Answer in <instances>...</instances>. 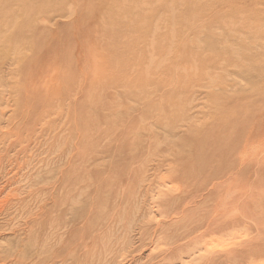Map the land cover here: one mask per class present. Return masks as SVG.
<instances>
[{"label":"rangeland","instance_id":"1","mask_svg":"<svg viewBox=\"0 0 264 264\" xmlns=\"http://www.w3.org/2000/svg\"><path fill=\"white\" fill-rule=\"evenodd\" d=\"M0 33V264H110L112 231L113 264H264V0H0Z\"/></svg>","mask_w":264,"mask_h":264},{"label":"bare ground","instance_id":"2","mask_svg":"<svg viewBox=\"0 0 264 264\" xmlns=\"http://www.w3.org/2000/svg\"><path fill=\"white\" fill-rule=\"evenodd\" d=\"M44 19V18H43ZM42 19V20H43ZM62 19V18H61ZM173 24V23H172ZM173 33V32H172ZM171 33V34H172ZM20 34V33H19ZM0 35H1V33H0ZM16 35H17V33H16ZM15 35V36H16ZM15 36L13 37V38H15ZM19 36V35H18ZM18 36H16V37H18ZM2 37V36H1ZM9 37V36H8ZM8 39V38H7ZM6 43V38L5 37H3V40H1L0 41V47H4V44ZM23 52V51H22ZM22 52L21 53H17L18 54V56L16 57L18 60H16V62L17 63H21L22 65L23 64H25V61H26V56L24 55V54H22ZM14 55H15V52L13 53ZM38 53H35V56L37 55ZM14 55H12V57H13V59H14ZM16 56V55H15ZM34 56V57H35ZM9 57V56H8ZM34 57H33V59H34ZM22 61V62H21ZM15 62V63H16ZM31 63L33 62V60H31L30 61ZM150 62V61H149ZM14 63V64H15ZM10 65V64H9ZM17 65V64H16ZM22 65H21V67H22ZM10 66H12V65H10ZM16 81V80H15ZM234 127V126H233ZM227 129H228V127H224V128H222V130H221V132L219 131V133H218V135H222L223 136V138L224 139H229L230 138V136H227L226 135V131H227ZM144 132H146V131H144ZM221 136V137H222ZM229 137V138H228ZM207 139H202V141H201V143H199V146L195 149V151H194V154H195V156L194 157H189L188 158V162L189 163H193V162H195V165H196V169H194L193 168V172H194V174H196L197 176H202L203 174H205V172H206V167L208 166V163L207 162H209L210 160L212 161V160H216L217 158H220V159H224V162L225 163H229V157H230V155H231V151H230V148H225V147H222V145H220L219 147H212V149L213 150H210L209 152H210V156L211 157H208V155H207V153H206V151H207V149H206V145H204V142L206 141ZM106 141H108V140H106ZM229 141V140H228ZM1 144V143H0ZM103 144V143H102ZM221 144H223V143H221ZM70 145V144H69ZM57 146V145H56ZM101 146V145H100ZM186 147H188V145H186ZM58 148V147H57ZM211 148V147H210ZM70 149V148H69ZM193 149H191V151H192ZM55 152V151H54ZM68 152V151H67ZM187 152V151H186ZM44 153H46V152H44ZM188 153V152H187ZM43 155H45V154H43ZM50 155H52V153H50ZM46 159H48V157L46 158ZM26 161V160H25ZM41 161V160H40ZM184 161V159H181L180 161H178L177 162V167L179 166V168L180 169H183V168H186V166H187V164L188 163H185V162H183ZM217 162H219L218 160H216ZM223 162V163H224ZM10 164V163H9ZM39 164H41V163H39ZM46 165V164H45ZM60 165V164H59ZM168 165V164H167ZM194 165V166H195ZM171 166V165H170ZM5 168V167H4ZM147 168V167H146ZM35 169V168H34ZM8 170V169H7ZM32 170V169H31ZM40 170V169H39ZM12 171V170H11ZM26 171V170H25ZM215 170H213V172H214ZM6 172V171H5ZM216 172V171H215ZM145 173H146V171H145ZM21 174V173H20ZM48 175H50V173H48ZM22 176V175H21ZM20 176V177H21ZM31 176H33V175H31ZM18 177V176H17ZM19 177V178H20ZM22 178V177H21ZM43 180H44V178H42ZM164 179V178H163ZM163 179H161L162 180V182H163ZM83 180H85V179H83ZM27 180H25L24 182H26ZM143 181H144V179H143ZM10 182V181H9ZM22 182V181H21ZM30 182H31V180H30ZM129 182V181H128ZM19 183V182H18ZM80 184L82 183V182H79ZM140 183V182H139ZM161 183V182H160ZM165 183V182H164ZM20 184V183H19ZM23 184V183H22ZM43 184V183H42ZM138 184V183H137ZM141 184H142V182H141ZM162 184V183H161ZM8 185H10V184H8ZM14 185V184H13ZM77 185V182H76V184H75V186ZM139 185V184H138ZM29 186L30 185H28V189H29ZM163 186V185H162ZM23 187H25V186H23ZM27 187V186H26ZM32 187V186H31ZM34 187V186H33ZM36 187V186H35ZM71 187V186H70ZM73 187V186H72ZM87 187V186H86ZM68 188V187H67ZM138 188V187H137ZM21 189H23V188H21ZM166 189V188H165ZM168 189V188H167ZM81 191V193H83V189H80ZM84 190H85V188H84ZM170 190H171V188H170ZM177 190V189H176ZM15 191V190H14ZM19 191V190H18ZM22 191V190H21ZM172 191H174V190H172ZM9 192V191H8ZM85 192V191H84ZM16 193V192H15ZM18 193V192H17ZM118 193V192H117ZM158 193H160V192H158ZM43 194H44V192H43ZM161 194V193H160ZM21 195V194H20ZM42 197H44L43 195H42ZM42 197H40V199L42 198ZM159 197V196H158ZM165 197V196H164ZM163 197V198H164ZM48 199V198H47ZM36 200V199H35ZM45 200V199H44ZM51 200V199H50ZM156 200V199H155ZM15 201V200H14ZM32 201V200H31ZM72 201V200H71ZM77 201V200H76ZM29 202V201H28ZM133 202V201H132ZM56 203V202H55ZM75 203V202H74ZM1 204V203H0ZM30 204V203H29ZM37 206V205H36ZM16 207V206H15ZM22 208V207H21ZM30 208V207H29ZM164 208V207H163ZM166 208V207H165ZM18 209V208H17ZM26 209V208H25ZM156 209V208H155ZM154 209V210H155ZM183 209V208H182ZM198 209V208H197ZM16 210V209H15ZM34 210H37V208L36 209H33V211ZM184 210H186L187 211V209H184ZM30 211H31V208H30ZM14 213V212H13ZM12 213V214H13ZM31 213V212H30ZM137 213V212H136ZM33 214V213H32ZM29 215V214H28ZM27 215V216H28ZM197 215V214H196ZM36 216V215H35ZM172 216V215H171ZM20 217V216H19ZM24 217V216H23ZM22 217V219H24ZM34 217V216H33ZM112 218V217H111ZM8 219V218H7ZM106 219V218H105ZM117 219H118V217H117ZM180 220H182L183 221V223H181V224H176L177 226H179V228H178V231L179 230H181V231H185V232H188V233H192L193 231H195V229H198V228H200V227H203V225H205V226H207V228L208 227H211V225H212V222L210 221V218L209 219H206V220H204V222H203V220L202 219H198V218H195V217H193V216H191L190 215V213H188V212H183V214H181V216H180V218H179ZM38 220V219H37ZM119 220L121 221V218H119ZM119 220H117V221H119ZM116 221V224L118 225L119 223ZM119 221V222H120ZM13 222H14V220H13ZM12 222V223H13ZM104 222V221H103ZM123 221H121V223H122ZM130 222H132V220L130 221ZM136 222V221H135ZM141 224H142V222L141 221H139ZM172 222H174V220L172 221ZM120 223V224H121ZM139 223V224H140ZM9 224V223H8ZM115 224V225H116ZM127 224H130V227H131V224L132 223H129V221H127ZM34 225V224H33ZM101 225V224H100ZM111 225V224H110ZM116 225V226H117ZM96 226V225H95ZM119 226V225H118ZM117 226V228H119ZM121 226V225H120ZM128 226V225H127ZM135 226H137V225H135ZM247 226V225H246ZM129 227V228H130ZM162 227V226H161ZM160 227V228H161ZM217 227H219V226H217ZM227 227V226H226ZM231 227H233V226H231ZM51 228V227H50ZM109 228V227H108ZM112 228V227H111ZM116 228V229H117ZM122 228V227H121ZM134 228V225L132 226V229ZM139 228V227H138ZM223 227L221 226V229H222ZM235 228V227H234ZM64 229V228H63ZM110 229V228H109ZM109 229H106V231L108 230V232H110V231H112L113 230V228H112V230H110L109 231ZM127 229V228H126ZM131 229V228H130ZM129 229V230H130ZM210 229V228H209ZM46 230V229H45ZM97 230V229H96ZM98 230H99V227H98ZM115 230V229H114ZM120 230V229H119ZM145 230V229H144ZM142 228H141V231H140V236H141V239H144V235H145V231H144ZM232 230V229H231ZM236 230V229H235ZM48 231V230H47ZM105 231V233L107 234V232ZM237 231H238V229H237ZM112 232H115V231H112ZM112 232H110L111 234H107V235H109V236H111L112 237V235H113V237H114V235L116 234H112ZM120 232V231H119ZM173 232V231H172ZM229 232V231H228ZM48 233V232H47ZM127 233V232H126ZM166 233V232H165ZM179 233V232H178ZM50 234V233H49ZM102 234V233H101ZM104 234V233H103ZM105 234V235H106ZM123 234V233H122ZM164 234V233H163ZM230 234V233H229ZM246 234V233H245ZM244 234V235H245ZM33 235V234H32ZM35 235H37V234H35ZM46 235V234H45ZM60 235V234H59ZM120 235V234H119ZM156 235V234H155ZM166 235V234H165ZM244 235H243V237H244ZM54 236V235H53ZM139 236V235H138ZM161 236V237H160ZM164 236V235H163ZM162 235H159L158 236V238L155 240V238L153 239L154 240V242H152V244L154 243V245H159V243H162L161 241L163 240H165L166 239V237H163ZM181 236H182V233H181ZM181 236H178L177 234H173L171 237H172V239L173 240H176V239H179ZM31 237V236H30ZM56 237V236H55ZM101 237V236H100ZM102 237H104V235L102 236ZM101 237V238H102ZM107 237V236H106ZM111 237H109V239H108V237H107V242L106 243H109L108 242V240H112L113 238H111ZM117 237H118V235H117ZM121 238H122V236H120ZM119 237V238H120ZM168 237V236H167ZM221 237H223V236H221ZM227 237H229V236H227ZM27 238H28V236H27ZM48 238H50V237H47V240H48ZM61 237L59 236V239H60ZM105 238V237H104ZM120 238V240H122ZM130 238H131V236H130ZM184 238H185V236L184 237H182L181 239H183L184 240ZM229 238H231V237H229ZM237 238V237H236ZM170 236H169V238H168V240H166L167 242H165L166 244H168V242H170ZM210 239H211V237H210ZM264 239V238H263ZM30 240V239H29ZM43 240V239H42ZM46 239H44V241H45ZM113 240H115V239H113ZM117 240V239H116ZM206 240H208V239H205L204 241H206ZM33 241H35V239L33 240ZM49 241V240H48ZM52 241H54V239L52 240ZM52 241H50V242H52ZM103 241H104V239H103ZM135 241V240H134ZM182 241V240H181ZM209 241V240H208ZM47 242V241H46ZM46 242H44L43 243V245L46 243ZM49 242V243H50ZM112 242V241H111ZM129 242H130V240H129ZM31 243H32V241H31ZM56 243V242H55ZM105 243V242H104ZM105 243V246L107 245L108 246V244H106ZM116 244L115 245H113L114 244V242H113V246L111 245H109L108 247V249H107V246H106V250L104 251L105 252V254L103 253V256L105 255V257H103L105 260H106V257L108 256V257H111V259L110 260H112V261H114V262H117L118 261V259H119V261H121V262H123V255L125 256V254H128V252H129V250H130V248H129V246H130V244L128 245V244H126V242H125V247H123V243L124 242H122V244H120L121 246H117V242H115ZM58 244V243H57ZM60 244V243H59ZM214 244V243H213ZM230 244V243H229ZM232 244V243H231ZM46 245V244H45ZM54 245V244H53ZM56 245V244H55ZM101 245V244H100ZM103 245V244H102ZM101 245V246H102ZM172 245H173V242H172ZM58 246V245H57ZM153 246V245H152ZM151 246V247H152ZM169 246H171L170 244H169ZM205 246V245H204ZM1 247V246H0ZM33 247V246H32ZM43 248L45 247V246H42ZM118 247H119V249H118ZM175 248H173V249H171V255L169 256L170 258H174V259H177L178 257H182L181 255H183V256H185V255H190L191 253H194V249H195V244H194V242H187L184 246H174ZM201 247V246H200ZM199 247V248H200ZM23 248V247H22ZM53 248H54V246H53ZM160 248H161V246H160ZM207 248V247H206ZM31 249V248H30ZM40 249H42V248H40ZM48 249V248H47ZM50 250H52V247L51 248H49ZM96 248H94V250H95ZM103 250H104V246H103V248H102ZM132 249V248H131ZM159 249V248H158ZM0 250H1V248H0ZM42 250H44V249H42ZM99 250V249H98ZM169 250V249H168ZM167 250V251H168ZM3 251V250H2ZM6 251V250H5ZM4 251V252H5ZM9 251V250H8ZM13 251V250H12ZM45 251V250H44ZM161 251H163V250H161ZM160 251V253H162V255H165V253H163V252H161ZM202 251V250H201ZM7 252V251H6ZM39 252H42V251H40L39 250ZM3 253V252H2ZM11 253H13V252H11ZM48 253V252H47ZM49 253H50V251H49ZM159 253V252H158ZM158 253H156V254H158ZM159 253V254H160ZM87 254V253H86ZM97 254H98V252H97ZM99 254H101V251H100V253ZM98 254V255H99ZM195 254V253H194ZM203 254H205V253H203ZM73 255V254H72ZM88 255V254H87ZM91 256H92V254H90ZM94 255H95V252H94ZM93 255V256H94ZM97 255V257H100L101 255H99L98 256ZM192 255V254H191ZM201 255V254H200ZM70 256V255H69ZM155 256H157V255H155ZM160 256H161V254H160ZM251 256V255H250ZM2 257V256H1ZM37 257V256H36ZM71 257V256H70ZM107 257V258H108ZM122 257V258H121ZM167 257V256H166ZM261 257V256H260ZM102 258V259H103ZM120 258L122 259V260H120ZM125 258H126V256H125ZM231 258V257H230ZM1 259V258H0ZM91 259H92V261L94 262V257H91ZM98 258H96V260H97ZM103 259V260H104ZM37 260V259H36ZM36 260H34V261H36ZM82 260V259H81ZM99 260H100V258H99ZM108 260V259H107ZM117 260V261H116ZM1 261V260H0ZM68 261L70 262V260L68 259ZM92 261H91V263H92ZM111 261V263L110 264H113V262ZM210 261V260H209ZM65 262H67V261H65ZM86 262H87V260H86ZM98 262V261H97ZM97 262H95V264H97ZM101 262V261H100ZM107 262V261H106ZM109 262V261H108ZM192 262H194V261H192ZM1 263H3L2 261H1ZM68 263V262H67ZM79 264H83L84 263V261H79L78 262ZM99 263V262H98ZM205 263H207V262H205ZM30 264V263H29ZM66 264V263H65ZM88 264V263H87ZM101 264V263H100ZM105 264H108V263H105ZM118 264V263H117ZM119 264H120V262H119ZM159 264V263H158ZM184 264H186V263H184Z\"/></svg>","mask_w":264,"mask_h":264}]
</instances>
